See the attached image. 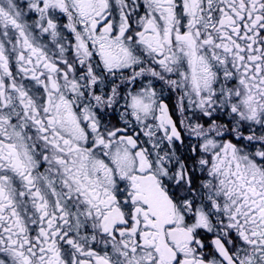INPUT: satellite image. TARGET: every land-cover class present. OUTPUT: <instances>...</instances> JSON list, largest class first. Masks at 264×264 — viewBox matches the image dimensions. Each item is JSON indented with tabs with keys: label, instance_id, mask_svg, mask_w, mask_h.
I'll use <instances>...</instances> for the list:
<instances>
[{
	"label": "snow or ice",
	"instance_id": "snow-or-ice-1",
	"mask_svg": "<svg viewBox=\"0 0 264 264\" xmlns=\"http://www.w3.org/2000/svg\"><path fill=\"white\" fill-rule=\"evenodd\" d=\"M0 264H264V0H0Z\"/></svg>",
	"mask_w": 264,
	"mask_h": 264
}]
</instances>
